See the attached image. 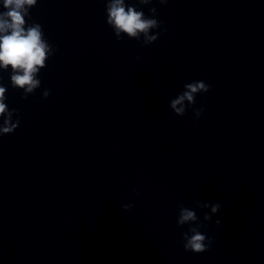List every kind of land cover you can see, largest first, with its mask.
Wrapping results in <instances>:
<instances>
[{
    "label": "clouds",
    "instance_id": "obj_1",
    "mask_svg": "<svg viewBox=\"0 0 264 264\" xmlns=\"http://www.w3.org/2000/svg\"><path fill=\"white\" fill-rule=\"evenodd\" d=\"M169 0H158L161 5H166ZM139 5H150L153 0H137ZM37 4V0H0V6L4 11L0 12V69H11V85L13 88L23 90L21 99H26L29 94L40 87L41 80L37 78L41 69L46 67V60L54 55L56 48L50 45L44 37L42 26L32 23L26 26V19H31L30 10ZM150 17H146L142 10H138L135 4H126L125 0H106V23L113 29L117 41L122 34L129 39L141 41L142 46L155 42L161 32H167L163 27V21L156 19L158 11L155 7L149 9ZM159 29V32L151 34V30ZM139 58V57H138ZM211 85L204 81H193L184 85V90L176 98L170 101L169 107L177 116H184L186 109L195 105L197 94L209 92ZM50 89L43 92V98H48ZM6 87L0 85V136L12 134L20 126L18 109H9L6 96ZM185 101L189 103L186 105ZM205 111L203 107L194 109V116L199 119ZM16 115L15 121L13 116ZM193 127H198L193 123ZM138 196L139 192L133 189ZM132 203L123 204L124 211H130ZM196 208L211 209V213H205L203 221H211L212 216L221 208L220 203H208L195 201L194 207H185L183 203L178 205L177 226L188 225V231L183 232V248L185 252L203 253L211 250L213 238L201 232L206 227L199 222ZM217 226H222L220 219L215 221Z\"/></svg>",
    "mask_w": 264,
    "mask_h": 264
}]
</instances>
